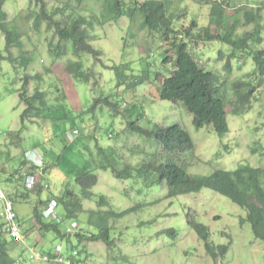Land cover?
<instances>
[{"label":"rangeland","instance_id":"1","mask_svg":"<svg viewBox=\"0 0 264 264\" xmlns=\"http://www.w3.org/2000/svg\"><path fill=\"white\" fill-rule=\"evenodd\" d=\"M36 1L6 0L3 6L7 26L15 32V38L7 52L5 35L0 31V170L6 172L4 179L13 175L26 156L37 151L45 164L37 178L43 187L41 201L47 199L48 190L54 197L71 192L80 199L82 210L76 216L70 215L54 200L59 222L51 219L43 222L56 225L62 236L58 237L53 229L31 232L38 229L35 221L31 223L35 208H41L36 205L40 202L38 195L25 191L13 178L4 181L0 177V189L13 204L28 246L26 249L23 243H14L12 256L16 257L20 251L25 264H42L29 260V248L52 254L60 248L73 264H264V243L255 239L249 224L240 225L245 211L225 197L202 189L168 198L165 181L160 183L154 171L138 175L135 172L132 178L117 179L111 169L102 168L108 164L116 170L127 165L139 169L145 163L158 165L169 159L191 176H209L215 170L233 171L248 163L264 169V78L259 85L255 84L256 92L247 114L232 116L229 106L237 92L247 91L241 86L236 92L235 84L256 80L254 63L247 53L264 49V0H225L227 3L222 5L227 19L231 18L228 24L234 21V13L241 17L244 9H251L259 13L262 30L260 44L250 42L247 52H237L236 58L229 60V71L225 67L231 52L227 46L217 41H187L199 65L217 75L229 103L226 108L229 132L222 138L208 126L196 130L192 115L181 104L158 98L157 78H165L174 70L175 59L170 43L159 32L140 30L137 21L130 26L126 13L116 22L100 25L101 3L97 0H42L51 20L63 27L71 19L86 18V42L100 55L81 53L73 57L72 42L58 41L47 22L37 30L33 28L31 15L39 12ZM121 1L124 6H131L129 0ZM145 1L134 0L139 4ZM181 1L176 11L180 18L174 21L178 27L188 28L195 21L199 26L209 25L210 6L206 3L210 0ZM244 23L242 19L236 27L237 37L256 28ZM209 27L212 34H217L218 28ZM56 45L66 47L64 56L51 52ZM219 52L223 55L219 56ZM76 63H81L83 74L78 71L79 74L70 76L66 69L70 65L72 69ZM88 73L91 75L87 79L83 75ZM26 76L29 79L24 85ZM35 91L49 106L48 119H44L43 113L40 118L21 121L27 106L20 95L31 97ZM62 92L66 100L59 104L56 99L61 98ZM130 122L150 131L179 125L191 137L193 152L169 154L155 138L141 136L128 128ZM73 128L79 135L70 142L66 137ZM86 170L97 177L88 199L82 197L75 182L77 174ZM22 194H28V198L23 200ZM2 207L0 201V218ZM132 208L136 209L124 216H113L107 222L105 219L102 226L93 223L105 212L120 214ZM188 218L207 229L211 245L228 246L223 258L213 261L206 254L204 243L187 225ZM72 222L79 226L78 237L67 234ZM102 229L108 232L109 245L86 238L88 234L98 236Z\"/></svg>","mask_w":264,"mask_h":264},{"label":"trees","instance_id":"2","mask_svg":"<svg viewBox=\"0 0 264 264\" xmlns=\"http://www.w3.org/2000/svg\"><path fill=\"white\" fill-rule=\"evenodd\" d=\"M35 1V0H33ZM101 3L100 25L116 22L119 18L125 16L130 21V26L134 25L136 21L140 30L148 32H159L160 37L170 43V48L174 53V70L169 73L165 78L158 77V98L162 101H167L174 104H181L186 111L192 115V124L196 130L202 129L205 126L211 127L219 137H224L228 134L229 128L227 123V103L225 95L221 91L219 79L217 75L212 72L204 70L199 63L192 57L189 51L187 41L193 42H220L227 46L231 52L228 55L226 62V70L229 71V60L236 58V53L248 51L249 43H259L260 38V26H259V13L256 14L251 9H244L241 17L233 14L234 21L228 24L227 15L223 4L227 1L222 0L217 3V0H210L206 3L209 7V25L199 26L197 21L191 22L188 28L178 27L174 23L180 17L177 15V5L182 2L181 0H147L141 4L129 0L130 5L124 6L121 0H97ZM184 1V0H183ZM186 1V0H185ZM234 2V0H229ZM6 0H0V31L5 35L6 40V51L9 52L15 38V32L7 26L6 13L3 10V6ZM39 7V12L34 13L33 16V28L37 30L43 22H47L48 28L53 29L54 35L58 38V41H71L73 45V57L80 55L81 53H90L95 57L99 56L100 53L95 51L87 42L88 37L85 24L86 18H80L79 20L71 19L70 22L63 27L59 22L52 21L50 14L48 15L45 10V5L42 0L36 1ZM257 12V11H256ZM33 14V13H32ZM24 19L29 20L28 15H21ZM244 19L246 24L255 25L256 28L253 32L244 33L241 37H237L236 27L240 24L241 20ZM23 20V19H22ZM12 23L14 21H11ZM11 23V24H12ZM244 23V24H245ZM213 26L218 28L217 34L210 32V27ZM83 27V28H82ZM132 28V27H131ZM194 29L198 30L197 33ZM219 29L221 33H219ZM10 30V31H9ZM180 37V40L178 39ZM21 42L18 47H21ZM51 47V52L54 55L66 53V47ZM57 48V50H56ZM167 53V51H165ZM223 53L219 52V56ZM254 63L253 77L256 78L254 83L235 84L234 90L237 92L241 86H244L247 91L244 93L237 92L235 101L230 103L232 116L238 117L247 114L251 110V99L256 92L255 84L259 85L264 78V49L255 50L252 53H247ZM11 59V58H9ZM12 60V59H11ZM164 63H167V58H164ZM67 67L66 71L73 76V74H79L82 72L81 63H76ZM117 70L116 68H113ZM79 71V73H78ZM83 74V73H80ZM90 73L83 75L88 79ZM124 78V76H123ZM29 77L24 78L23 84L28 82ZM124 78L122 81L124 82ZM119 82V81H118ZM140 82V81H136ZM120 83V82H119ZM137 84V83H134ZM131 85V84H130ZM23 90V88H22ZM20 99L27 106L21 114V121L24 118H40L41 114H45L46 117L48 107L47 102L42 99V95L35 91V94L31 97L23 93L20 95ZM61 99V100H60ZM66 95L62 92V96L56 99L57 103L64 104ZM60 101V102H59ZM105 105H109L108 102L104 101ZM95 101L93 104H96ZM113 112L116 111L112 107ZM128 128L137 132L139 135L147 138H155L159 144L163 145L165 151L169 154H181L186 152H193L194 144L189 134L183 130L179 125L169 126L165 129L158 128L154 131L145 130L141 127L136 126L134 123H129ZM16 135H14L15 137ZM67 138V137H66ZM102 152V151H101ZM103 154V152H102ZM103 169H111L112 174L117 179H128L132 178L134 173L142 174L144 172L154 171L158 175V180L161 183L165 181L167 186V197L172 198L179 195H186L191 193H198L202 189H208L218 195H221L228 199L231 203L237 205L243 209L246 213L244 218L239 220L241 226L245 223L249 224L253 235L256 240L264 243V169L259 167H253L249 163L241 164L233 171L215 170L209 176H191L188 175L186 170L181 166L174 164L171 160H167L164 164H155L152 162L141 165L139 169H134L129 165L125 166L122 170H116L110 168V165L106 164L102 167ZM14 176V175H13ZM14 180V179H13ZM18 182V180H15ZM20 181V180H19ZM75 182L79 185L82 191V197L88 199L90 197V189L96 185V175L88 172L87 170L77 174ZM19 183V182H18ZM19 186L24 190L22 183ZM38 197L42 194V186H37L33 191ZM16 195V194H15ZM23 200L28 198V194H22L20 196ZM55 200L57 204H62L70 215L76 216L82 210V203L80 199L74 196L71 192H65L59 197H54L48 190L47 199L45 202ZM35 208L34 219L39 226V229L43 232H47L53 229L58 237H61L60 231L56 225L44 223L42 214ZM136 208H132L121 212L120 214H114L112 212H105L101 214V218L98 222L101 226L106 219L109 220L113 216H124ZM104 215H107L104 217ZM187 225L193 229L199 239L204 243L206 254L215 261L217 258H223L228 252V246L214 247L209 243V233L207 229L195 223L192 219H187ZM5 221L0 218V264H25V257L22 252L15 257L12 256L14 249L11 247L15 241L9 240L4 233L3 228ZM106 227V226H105ZM106 229H102L98 236H91L87 239L102 241L109 245V236ZM171 231V230H170ZM64 236V235H63ZM79 235H77L78 237ZM27 249L28 246L25 245ZM15 252V251H14ZM55 252V251H54ZM48 256H52L49 252H40ZM61 256L62 253H60ZM64 257V256H63ZM66 258V257H64ZM69 259V258H66Z\"/></svg>","mask_w":264,"mask_h":264},{"label":"built area","instance_id":"3","mask_svg":"<svg viewBox=\"0 0 264 264\" xmlns=\"http://www.w3.org/2000/svg\"><path fill=\"white\" fill-rule=\"evenodd\" d=\"M77 132L74 131L70 138L76 135ZM26 158L28 161L32 163L33 166L41 168L42 167V159L40 155L33 151L29 153ZM16 180H23L24 187L28 190H32L36 184L35 177L30 174V171L26 168H21L16 175L14 176ZM0 201L3 204V217L5 221V226L3 228L4 235L15 241V242H24L22 233H21V226L17 222V216L13 209V204L10 200H8L4 193L0 190ZM55 203L51 202L48 204L47 208L42 212L43 217L55 220L56 216L54 215V208ZM77 226L71 224L67 233H73L77 230ZM29 260L31 262H40L44 264H73L71 260L64 258L60 255V249L57 248L52 256L45 255L40 252H36L35 249H29ZM73 256H76V253H73Z\"/></svg>","mask_w":264,"mask_h":264},{"label":"clouds","instance_id":"4","mask_svg":"<svg viewBox=\"0 0 264 264\" xmlns=\"http://www.w3.org/2000/svg\"><path fill=\"white\" fill-rule=\"evenodd\" d=\"M74 131H76L77 132V134L76 135H74L72 138H70V135H72V133L74 132ZM79 135V132H78V130L77 129H75V128H73L71 131H70V133H68V135H67V140L68 141H73L74 140V138H76L77 136ZM37 152V151H36ZM38 153V152H37ZM39 154V153H38ZM40 155V154H39ZM41 157V156H40ZM42 159V158H41ZM43 165H42V167L41 168H38V167H35V166H33L32 165V163L30 162V161H28V159L27 158H25L24 159V161H22L21 162V165H20V168L18 169V170H16L15 171V173L13 174L14 176L16 175V173L21 169V168H26V169H28L29 171H30V174L31 175H33L34 177H35V180H36V184H35V186H34V188L32 189V190H28V189H26L25 187H24V183H23V180H18V182L19 183H22V186L25 188V190H28V191H33L37 186H41V184L39 183V180L37 179L38 178V175H41V172H43V170H44V168H45V164L44 163H42ZM3 169V168H2ZM5 175V172H4V170H0V177H2L3 178V176ZM13 175H8V177L7 178H3L4 179V181H9V179L10 178H13L14 180H16L15 178H14V176ZM40 178H41V176H40ZM42 189H43V187H42ZM1 190V189H0ZM2 192H3V190H1ZM4 193V192H3ZM4 195H5V197L7 198V196H6V194L4 193ZM8 199V198H7ZM9 200V199H8ZM39 200H40V202L38 203V204H36V205H41V208H38V207H36V208H38V210H39V212L42 214V212L47 208V206H48V204L49 203H51V202H54L55 203V208H54V215L56 216V214H55V209L57 208V204H56V202L54 201V200H50L49 202H45V201H41V198L39 197ZM3 205V204H2ZM15 212V211H14ZM16 216H17V214H16ZM43 216V215H42ZM2 217H3V207H2ZM43 218H45V217H43ZM3 219H4V217H3ZM35 220V219H34ZM52 220V219H51ZM54 221H58L59 222V220H58V218H57V216H56V219L54 220ZM18 222V221H17ZM36 222V221H35ZM71 224H74L73 222L71 223ZM20 225V224H19ZM78 228H77V230L75 231V232H73L74 234H75V236L77 237V235L78 234H76L77 232H78V230H79V226H77ZM68 229H69V227H68ZM67 229V230H68ZM21 233H22V228H21ZM73 233H67L68 235H71V234H73ZM22 236H23V234H22ZM88 238H90L92 235H90V234H88V235H86ZM23 239H24V236H23ZM10 240V239H9ZM16 244L17 243H23V244H25V239H24V242H15ZM26 245V244H25ZM30 249V248H29ZM33 249H35V248H33ZM60 249V248H59ZM60 253H61V249H60ZM73 253H75V252H73ZM73 253H72V257H74L73 256ZM29 258V257H28ZM35 263V262H34ZM36 263H40V262H36ZM42 264H44V263H42Z\"/></svg>","mask_w":264,"mask_h":264},{"label":"crops","instance_id":"5","mask_svg":"<svg viewBox=\"0 0 264 264\" xmlns=\"http://www.w3.org/2000/svg\"><path fill=\"white\" fill-rule=\"evenodd\" d=\"M3 170V169H2ZM6 173V172H5ZM8 175H10V174H8ZM8 175L6 176V178L8 177ZM33 221H35L34 219L31 221V223L33 222ZM26 231H28V229L26 230ZM35 231H41L40 229H39V226H38V229L36 230V229H32L31 230V232H35ZM30 232V233H31ZM19 254V251L17 252V254H16V256Z\"/></svg>","mask_w":264,"mask_h":264}]
</instances>
